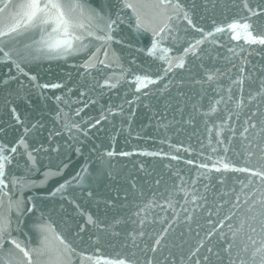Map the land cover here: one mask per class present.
<instances>
[{"label":"water","instance_id":"1","mask_svg":"<svg viewBox=\"0 0 264 264\" xmlns=\"http://www.w3.org/2000/svg\"><path fill=\"white\" fill-rule=\"evenodd\" d=\"M26 2L0 0V264H264V0Z\"/></svg>","mask_w":264,"mask_h":264},{"label":"snow or ice","instance_id":"2","mask_svg":"<svg viewBox=\"0 0 264 264\" xmlns=\"http://www.w3.org/2000/svg\"><path fill=\"white\" fill-rule=\"evenodd\" d=\"M247 7V5H245ZM22 7L25 8V17H26V23H30L34 20H36L41 13H47L52 9L56 10L57 13V17L60 21L61 25H67V21L64 19V12H62L61 9V5L57 2V0H44L43 3L40 2V0H27V2L22 5ZM128 7H131V5H128ZM43 22H47V21H43ZM81 27H83V25H81ZM110 27V25H109ZM233 27H235V25H233ZM243 28L247 29L249 27V25L246 23L242 26ZM77 39H79V37H77ZM260 43H264V39H260L259 40ZM63 43L67 44L68 47H71V43L69 41H64ZM57 46H60V43H57ZM3 159H7V157H4ZM225 167H227V165H225ZM2 169H3V164L0 163V175H2ZM7 243V241H6ZM14 243V242H12ZM16 248H20L19 244H15ZM21 251L23 252L24 250L21 249ZM25 256H28L27 252H24Z\"/></svg>","mask_w":264,"mask_h":264}]
</instances>
